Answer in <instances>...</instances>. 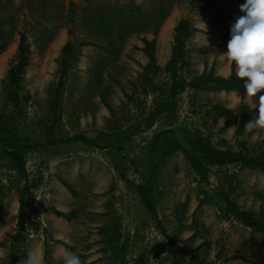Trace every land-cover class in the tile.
Wrapping results in <instances>:
<instances>
[{"label":"rangeland","instance_id":"obj_1","mask_svg":"<svg viewBox=\"0 0 264 264\" xmlns=\"http://www.w3.org/2000/svg\"><path fill=\"white\" fill-rule=\"evenodd\" d=\"M243 3L231 0L229 8L226 0H0V137L39 144L24 155L26 174L37 186L26 209L28 238L14 261L10 246L23 178L0 144V264H22L30 252H42L45 241L48 264H62L51 257L55 244L84 264H130L141 253L146 264H196L194 258L203 264H264V235L226 214L223 200L227 196L262 216L264 175L237 164L207 165L203 179L183 150L164 154L171 140L188 149L190 138H200L216 149L264 156V133L245 130L257 115L244 102L246 93L188 85L210 69L230 75L222 53ZM183 19L201 32L186 43L175 85L164 67L174 27ZM155 29L160 70L151 71L139 48ZM20 32L30 41V65L13 105L3 82L16 60ZM68 41L75 57L54 105ZM260 95L264 91L252 98L254 104ZM237 103L238 114L230 109ZM218 109L226 111L216 119ZM248 110L254 112L239 128ZM77 135L92 144L69 141ZM141 184L151 188L165 235L137 192ZM59 218L65 222L55 224Z\"/></svg>","mask_w":264,"mask_h":264},{"label":"trees","instance_id":"obj_2","mask_svg":"<svg viewBox=\"0 0 264 264\" xmlns=\"http://www.w3.org/2000/svg\"><path fill=\"white\" fill-rule=\"evenodd\" d=\"M228 7L231 0H226ZM237 1V0H236ZM166 14L163 15V17ZM159 26V25H158ZM196 32H201L195 28L189 20H180L173 30V41L170 51L169 60L164 67V71L168 73L173 81V84H178L177 81V66L185 59L186 56V43ZM154 37L148 40L146 37H142L140 40L143 44L139 48V51L147 58L148 63L145 67L146 70L158 71L160 67L157 65L156 60V29L153 31ZM19 39L17 44V55L14 64L8 69L3 82L4 93L7 101L13 105H17L20 101L19 91L21 89V83L25 70L30 65V41L25 33H18ZM5 47V43L0 45V51ZM74 48L70 41L66 42L63 46L61 53L62 58L59 61L60 76L56 83L53 91L52 103L57 105L61 99V96L65 87V75L71 66V60L74 59ZM230 75L228 77L217 76L213 70L205 71L201 76L196 78L193 82L188 85L194 89L208 90L211 92L225 91V92H238L242 97L246 91L244 89V82L238 79L235 75L234 65H230ZM110 110L111 108L108 107ZM226 110L218 109L216 113V119L219 118ZM254 110H248L241 113V119L239 122V128H242L243 123L252 115ZM69 141L82 142L83 144H92L91 141H87L82 135H77L69 138ZM188 149H182V145L179 141L171 140L167 142V149L165 156H169L172 152L183 150L187 161L191 168L198 173V175L205 179L206 178V166H224L230 164H237L243 169H249L264 175V156L262 155H251L245 153L243 149L238 150H220L210 145L208 141H203L200 138L191 141ZM0 144H2L3 155L12 168L23 178V185L18 192V211H17V232L14 236L13 244L10 246L9 259L14 261L20 251V248L27 241V233L25 226L26 209L31 206L34 202L33 189L37 186L34 181H31L25 169L24 155L29 150L36 149L39 144L30 145L27 142L12 139L9 137H0ZM63 185L71 193L75 194L72 186L68 183ZM137 192L146 207L148 213L154 217L157 225L160 227L161 233L165 235V229L157 221V215L154 211V206L151 201V188L141 184L137 187ZM225 212L231 215L238 223L242 226L251 229L252 231L264 235V214L262 216H256L251 211L245 210L224 197ZM61 217L66 220H71L70 213H58ZM234 258V257H232ZM49 261V249L48 244L45 241L43 247V262L48 264ZM196 264H203L194 258ZM198 262V263H197ZM147 256L144 253L137 255L130 264H146Z\"/></svg>","mask_w":264,"mask_h":264},{"label":"clouds","instance_id":"obj_3","mask_svg":"<svg viewBox=\"0 0 264 264\" xmlns=\"http://www.w3.org/2000/svg\"><path fill=\"white\" fill-rule=\"evenodd\" d=\"M243 15L237 17L230 29L227 51L222 53L229 65H234L235 75L244 82L247 99L244 101L257 112L255 118L245 125L249 132L264 133V95L259 96L258 105L252 98L264 91V0H245L240 5ZM237 103L230 109L238 114ZM22 264H39L36 255L29 253ZM62 264H84L74 252L65 250Z\"/></svg>","mask_w":264,"mask_h":264},{"label":"crops","instance_id":"obj_4","mask_svg":"<svg viewBox=\"0 0 264 264\" xmlns=\"http://www.w3.org/2000/svg\"><path fill=\"white\" fill-rule=\"evenodd\" d=\"M66 221H69V220H66ZM53 222L55 224H63V222H65V221H63L61 218H59V219L54 220ZM53 238L59 239V238H61V234L55 233L53 235ZM63 252H64V249L61 247L60 244H55L54 247H51V257L53 258V260H57L59 258H62ZM36 257L38 259L39 264H42L41 263V257H43V250H42V252L38 251L36 253Z\"/></svg>","mask_w":264,"mask_h":264}]
</instances>
